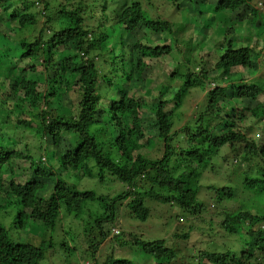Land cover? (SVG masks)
Instances as JSON below:
<instances>
[{
	"label": "trees",
	"instance_id": "16d2710c",
	"mask_svg": "<svg viewBox=\"0 0 264 264\" xmlns=\"http://www.w3.org/2000/svg\"><path fill=\"white\" fill-rule=\"evenodd\" d=\"M51 1L53 5L49 0H0V8L10 7L8 24L13 28L16 24L15 33L21 36L17 42L24 50L20 58L37 63L46 81L59 79L66 90L77 96L76 111L65 115L51 107L53 95L46 90H38L36 82L24 79L9 85L7 92H0V99H13L27 107L34 120L38 117L42 119L37 129L38 150L48 162L46 167L35 165L34 161H43L40 156L36 159L34 155L15 154L13 148L0 140V264H42L52 253L66 258L73 249L65 235L64 223L71 217L80 219L91 204L97 210L83 228L86 248L80 257L76 253L75 264H98L96 257L103 244L122 235L114 234L112 230L118 220V210L125 202L129 201L130 215L143 221L149 217L146 201L195 211L200 193L196 177L205 174L220 151L228 152L224 159L230 157V165L235 159L240 164L253 163L256 166L261 176L256 180L245 179L246 184L244 182L243 185L257 189L254 190V199L264 208V139L255 140L238 131L233 115L229 116L236 110H228L225 106L227 101L239 100L242 105L240 120L243 121L248 112L254 118V127L263 125L264 135V102L260 100L264 95V74L259 77L251 74H256L261 68L264 46L256 43L257 50L247 45L237 46L234 42L237 23L249 15L252 16L250 24L259 23L260 27H264V10L254 7L255 0L191 2L194 24L203 16L206 19L205 28L225 26L221 20L219 25L215 23L216 14L229 18L232 15L234 20L230 18L220 48L214 51L218 57L214 66L218 75L211 79L215 87L207 92L205 109L195 122L172 131L185 96L196 86L204 89L211 67H201L197 73L192 71L196 67L198 69L197 64L184 58L186 67L183 65L182 70L176 68L169 77L170 82H178L171 99L164 100L172 92H163L160 88L162 99L157 101L155 122L158 125L157 141L160 142L158 150H162V157L155 161L141 152L145 145L138 143L144 137L143 119L148 115L142 112L143 96L136 97L134 94L145 87L144 80L149 73L146 59L158 60L178 49L174 28L186 25L179 14L190 9L188 0H184L187 1L185 6L180 0H165L164 4L170 8H160L171 10L175 15L168 19L159 14L160 8L155 0H82L85 1L82 5H73L76 0ZM210 3L215 15H202ZM53 9H56L55 14ZM87 13L96 20L95 28L86 25ZM39 18L45 21L37 36L33 40L25 37L26 31L33 28ZM114 26L124 32V36L119 34L117 42L109 37ZM144 30L156 38L155 46L141 42L140 35ZM257 35L264 42V29ZM126 37L136 41L127 46ZM185 45L190 50L192 42L188 41ZM105 56L108 60L102 59ZM100 62L103 64L100 65ZM104 65L106 68H102ZM31 70L36 72L37 68L33 66ZM244 71L251 75L247 80L241 76ZM237 73L240 74L239 79H233ZM173 86L175 84L170 83L169 87ZM132 88L137 90L130 94ZM254 103L256 105L251 108ZM105 115L109 116L108 124L103 121ZM22 124L31 126V122ZM6 126V133L0 128V134L12 137L15 128L9 124ZM50 144L57 150L53 156L56 168L50 163L47 149ZM12 157L30 160L36 175L52 179L51 187L37 179H30L23 185L11 183L4 192L5 200L1 204L2 168ZM149 167L161 173L162 177L150 179L151 183L160 186L146 190L139 183L146 179ZM66 175L74 182L66 181ZM228 178L233 179L231 175ZM86 182L99 185L100 192L111 182L118 183L120 187L126 186V190L105 196L98 190L86 188ZM209 189L215 190L214 199L219 207L235 195L232 186H210ZM250 205H254V201L251 200ZM9 206L14 211L3 217L2 213ZM204 209L201 206L200 212L203 213ZM216 210L206 208L204 214L216 213L223 232L238 238L236 248L226 243L220 246L209 235V241H201L206 244L205 248L200 246L185 258L176 249L177 246L174 248L164 240L146 242L132 234L128 239L143 254L151 257L154 264H179L183 259L185 264H264V211L252 213L242 210V207L232 212ZM14 226L19 229L17 234L26 229L36 230L37 227L41 228V233H28L26 241L14 242L10 236ZM192 230L190 228L181 238L188 242ZM119 243L115 248H123L126 242L122 240ZM88 257L90 261L86 259ZM108 264L134 263L126 258L112 257Z\"/></svg>",
	"mask_w": 264,
	"mask_h": 264
},
{
	"label": "rangeland",
	"instance_id": "374dc122",
	"mask_svg": "<svg viewBox=\"0 0 264 264\" xmlns=\"http://www.w3.org/2000/svg\"><path fill=\"white\" fill-rule=\"evenodd\" d=\"M36 1V0H34ZM50 4L53 5L51 0ZM182 1V6L187 4V1ZM156 4L159 5V8H167L170 6L164 4L165 0H155ZM189 2V10L183 11V14H179V17L183 18L186 22V25H179L175 26L174 30H176L174 34V39L178 41L176 43L178 49L175 50L170 54V56H166L160 58L158 60H148L146 59V63L149 66V70L146 74L145 87L142 91H138L134 95L136 97L143 96L142 101V112H145L148 116L143 119V127L145 130L144 137L139 139V144H144L145 148L141 150L149 159L155 161L162 157V150L159 149L160 142L157 141L158 135V125L155 122V109L157 106V101L160 98V88L163 92L169 90L171 93L165 96L164 100L171 99L173 96L175 87H178V82L176 81H169V77L171 73L174 72L176 68L183 69V65L185 66L186 61L184 58L190 59L194 62L195 66L192 71L200 72L201 67L208 69L210 68L208 74V84L204 86V89L201 87L196 86L192 88L190 92L185 96L184 104L182 105L180 112H177L176 118L174 119V125L172 131H177L182 129L187 123H193L197 119L198 115L201 114L205 109L206 104V95L209 90L214 89V85L211 79H214L218 72L214 70V66L218 60V57L214 54V51L220 48V43L222 42V38L225 34V30L230 23L229 20H234V17H219L216 14L215 23L218 25L220 22H225V26L222 25L220 27H216L214 29L205 28V21L206 19L203 16L199 17L198 23H193L194 16H192L191 12L193 11L194 7L191 2L196 3V0H188ZM56 3V2H55ZM80 3L81 5L85 3L82 0L74 1L73 5ZM51 5V6H52ZM203 6V5H201ZM254 7H258L262 11L264 10V0H255ZM15 8L16 5H15ZM159 9V14L162 13L163 19H168L169 17L174 18V12L171 10H163ZM203 8V7H202ZM200 8L201 10H203ZM10 7H3L0 8V18L2 21L0 22V92H7L9 85H12L14 82H20L24 79L30 80L32 82H36L38 86V90H46L50 94L53 95L51 99V107L55 108L59 113L70 115L72 112L76 111L77 106V96L74 92L66 90L63 82L59 79L49 80L46 81L45 75L42 72V69L37 66V63H34L29 60H22L20 58L22 52L24 51L21 45L18 42L21 36L15 33L16 31V24L15 28L10 26L7 21V17L9 15ZM15 10V9H14ZM56 13V9H53V14ZM227 14H229L227 12ZM89 13L85 15L86 25L88 27L95 28L97 26V22L95 19L89 17ZM202 15L213 16L215 15V11L213 8L212 3L204 8V13ZM250 17L249 15L244 21L237 23V27L235 29V36L234 42L237 46L247 45L251 47H255L259 50V47L256 46V43L259 42L260 45L264 46V42H262V37L260 38L257 34L259 31L263 30L264 27H260L259 23L250 24ZM222 18V19H218ZM221 20V21H220ZM43 19L39 18L36 25L33 28H30L26 31L25 37L33 40L35 36H37L38 32L44 25ZM192 22V23H191ZM16 23V22H15ZM231 25V24H230ZM114 31H111L109 37L113 38L115 42L118 40V36L123 35L124 32L120 30L117 26L113 27ZM141 42L145 45L155 46L156 38L152 36L149 31L144 30L140 35ZM136 39H132L126 37V44H134ZM191 41L192 47L189 50L188 47L185 45L186 42ZM113 43V42H112ZM114 44V43H113ZM128 59V56L125 57ZM103 60H108V57H103ZM86 60V58H85ZM261 61V60H260ZM259 61V62H260ZM206 63V64H205ZM103 62H100L102 65ZM204 64V65H201ZM264 64L260 62L261 68L255 74L251 72L253 76H261L264 74ZM207 65V66H206ZM35 66L37 68L36 72L31 70V67ZM186 67V66H185ZM102 68H106V65L102 66ZM101 68V69H102ZM241 76L246 80L251 77L250 73L244 71ZM240 74L237 73L233 79H239ZM206 82V81H204ZM170 83L175 84L173 87H169ZM168 87H162L167 86ZM141 85H139L140 87ZM137 88V87H136ZM132 88L129 93L133 94L137 89ZM172 88V89H171ZM174 90V91H173ZM260 100L264 102V95L260 97ZM256 104H251L250 107H254ZM228 110H236L232 112L233 114H229V116L234 117L235 122L238 125V131L241 133H245L246 136L253 137L255 140L262 141L264 139V135L262 133V126L258 128L252 125L254 123V118L248 112L245 113V117L243 121L240 120L241 117V109L242 105L239 100H230L226 102ZM168 112V108L166 109ZM40 112H37V114ZM34 116L28 113V108L22 106L21 104L15 102L13 99H0V128L6 133V125L9 124L11 127L15 128V134L12 137H5L4 135L0 134V140H3L7 146L15 151V154H28L34 155L36 159L40 156L43 160L41 163L34 161L35 165H40L41 167H46L48 165L45 155L41 154L38 150L39 137L37 134V129L39 128L42 119L37 118L34 120ZM103 121H109V116L105 115L103 117ZM29 123L31 122L30 127H25L22 123ZM23 129V130H22ZM21 130V131H20ZM259 141V142H260ZM8 147V148H9ZM48 153L50 155V163L51 165L56 168L57 163L54 160V154L56 153V148L53 145H47ZM228 152H219L218 156L214 157L212 163L207 167L206 172L203 176L197 175L195 182L200 187V193L198 195V207H196L195 211L193 210H181L176 205L173 207L165 206L164 204H159L157 202L146 201L145 205L149 209V217L147 220H140L132 217L130 215V211L128 210V203L129 201L125 202L122 207L118 210V220L115 223L114 229L119 231V234L122 235L116 239L111 241H106L103 246L101 247L96 260L98 264H108L112 261V257L114 258H126L132 261L134 264H154L151 257L143 254L137 247H135L131 240L128 239L129 235L132 234L134 236L139 237L143 241H154V240H164L171 246H177V250L181 253L182 257L190 256V253L193 251H197L200 246L205 248L206 244L201 243V241H209L207 237L209 235L213 236V240L217 242L218 245L221 244H228L231 248H236L238 242V238L235 236H230L227 233L223 232L220 226V219L213 213L211 215L204 214L206 208L214 209L218 212H232L240 209L250 210L252 213L264 211L262 204H259L257 199H254L255 189L246 188L243 184L245 179L256 180L259 178L261 174L258 173L256 166L253 163L248 164H240L239 161L234 159L233 163L230 165V157L225 158V155ZM33 161V160H32ZM30 160L20 159L17 157H12L6 165L2 168L3 170V190L1 194V204L4 203V192L9 189L11 183L14 185H23L30 179H37L42 180L44 184L48 185L49 188L51 187L53 181L51 178H44L41 176L36 175L35 168L32 167ZM93 168V167H92ZM145 173V180L140 182V186H143L146 190L150 189L151 187L156 188L160 186V184L156 183L155 185L151 183L149 180L152 178L158 179L162 177V174L157 172L156 170L149 167L146 169ZM62 175L64 173L60 172ZM228 175H231L233 179H229ZM148 176V177H147ZM66 181L74 182L69 176H65ZM96 182V181H95ZM86 188H90L92 190L97 191L99 185L94 184L93 182H86ZM246 184V182H245ZM232 186L235 191V195L232 200L224 202L222 205L217 206L215 197V190L209 189L210 186H216V188H220L222 186ZM139 186V185H138ZM94 187V188H93ZM100 189V188H99ZM126 190L125 187H120L118 183H110L104 186L103 190L99 193L103 195H112L116 191ZM257 191V189H256ZM250 199V200H249ZM254 201V205H250V201ZM201 206L204 209L203 213L200 212ZM13 209L12 206H9L3 213V217L6 216L7 213H12L9 211ZM97 210L95 205H89L85 211V214L81 216L80 219L74 220L72 217L68 218L64 223L65 227V235L69 241L71 248L73 249L71 252L68 253L66 258L60 257L55 254H48V258L42 264H75L76 263V256L78 253L79 257L80 254L83 253V250L86 248V245L83 241L82 231L84 226L88 223V221L92 220L91 215L94 211ZM210 212V211H209ZM8 219V218H7ZM5 218V220H7ZM9 224L7 227L9 228ZM193 228L190 231L189 241L182 239L181 236L188 233L189 229ZM29 229L23 231L20 234L19 229L14 226L10 230V236L16 241H26L28 237V233L32 235H40L41 228L37 227L36 230ZM113 231V230H112ZM27 232V233H26ZM118 234V235H119ZM176 236V237H175ZM178 236H180L178 238ZM124 240L125 246L123 248H119L117 244ZM172 247V248H173ZM184 247H187L185 249ZM227 247V246H225ZM175 248V247H174ZM76 255V256H75ZM196 255V254H195ZM75 256V257H74ZM64 260H62V259ZM75 258V259H73ZM86 259H91L88 257ZM66 261V262H65ZM87 261V260H83ZM82 262V260H81ZM185 260H180L179 264H185ZM86 264V262H84ZM91 264V262H90Z\"/></svg>",
	"mask_w": 264,
	"mask_h": 264
},
{
	"label": "built area",
	"instance_id": "2783aa9c",
	"mask_svg": "<svg viewBox=\"0 0 264 264\" xmlns=\"http://www.w3.org/2000/svg\"><path fill=\"white\" fill-rule=\"evenodd\" d=\"M113 233L118 235V234H119V231H118L117 229H113ZM83 264H84V263H83ZM86 264H87V263H86Z\"/></svg>",
	"mask_w": 264,
	"mask_h": 264
}]
</instances>
